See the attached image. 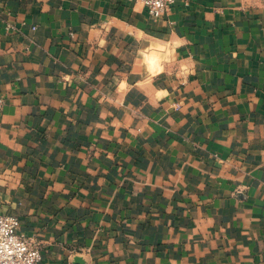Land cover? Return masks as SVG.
I'll use <instances>...</instances> for the list:
<instances>
[{"label": "crops", "instance_id": "0c3cea01", "mask_svg": "<svg viewBox=\"0 0 264 264\" xmlns=\"http://www.w3.org/2000/svg\"><path fill=\"white\" fill-rule=\"evenodd\" d=\"M0 95L39 264H264V0H0Z\"/></svg>", "mask_w": 264, "mask_h": 264}, {"label": "built area", "instance_id": "2783aa9c", "mask_svg": "<svg viewBox=\"0 0 264 264\" xmlns=\"http://www.w3.org/2000/svg\"><path fill=\"white\" fill-rule=\"evenodd\" d=\"M141 5L153 18H161L173 11L176 0H130ZM6 100L0 95V111ZM20 219L16 215L0 213V264H39L42 252L39 243L19 232Z\"/></svg>", "mask_w": 264, "mask_h": 264}]
</instances>
